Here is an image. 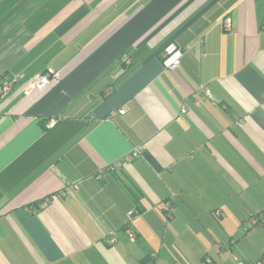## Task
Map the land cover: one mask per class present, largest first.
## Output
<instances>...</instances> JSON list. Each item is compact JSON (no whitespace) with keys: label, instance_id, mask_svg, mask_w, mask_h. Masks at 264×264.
Instances as JSON below:
<instances>
[{"label":"crops","instance_id":"crops-1","mask_svg":"<svg viewBox=\"0 0 264 264\" xmlns=\"http://www.w3.org/2000/svg\"><path fill=\"white\" fill-rule=\"evenodd\" d=\"M233 253L264 264V0H0V264Z\"/></svg>","mask_w":264,"mask_h":264},{"label":"built area","instance_id":"built-area-1","mask_svg":"<svg viewBox=\"0 0 264 264\" xmlns=\"http://www.w3.org/2000/svg\"><path fill=\"white\" fill-rule=\"evenodd\" d=\"M222 25L225 29L227 30H231L232 28V20L230 17H226L222 20ZM122 60L125 62H129V57L127 55H123ZM181 63L180 58H176L174 59L171 63H169L168 67L171 70H175ZM60 78V73L58 71H55L51 68H48L47 70H45L44 72L38 73L36 74L33 79L31 80V82L29 83L27 89H26V93H29L30 91H32L33 89H45L46 87H48L53 81L58 80ZM13 82L14 80H5L4 84H3V91L2 94L3 96H6L12 89L13 86ZM205 94L209 97H212V94L210 93V91L206 90ZM120 112H124V110H121ZM57 122V119L55 118H51L48 123H47V127L48 128H52L55 126ZM142 151V148H137L134 153L137 155ZM117 164H122V161H118ZM172 207V203L168 202L167 208L170 209ZM134 232H130V237L134 238ZM116 241L115 237H110L109 242L110 243H114Z\"/></svg>","mask_w":264,"mask_h":264},{"label":"rangeland","instance_id":"rangeland-1","mask_svg":"<svg viewBox=\"0 0 264 264\" xmlns=\"http://www.w3.org/2000/svg\"><path fill=\"white\" fill-rule=\"evenodd\" d=\"M166 205H168V203H166ZM167 207V206H166ZM168 209V208H167ZM171 209H172V207H171ZM168 210H170V209H168ZM172 211H168L167 212V215L168 216H171V213ZM213 215H215V217L218 219V221L220 220V218L222 217V216H224V213L220 210V209H216L215 210V212H213ZM131 238V237H130ZM132 239V238H131ZM132 240H134V239H132ZM230 251V250H229ZM151 252H153V251H151ZM155 252V251H154ZM231 252V251H230ZM232 253V252H231ZM150 254V253H149ZM151 256V258H155V255H154V257H153V255H148V257H150ZM148 257H146L147 259L146 260H148ZM232 257H233V259L236 261V262H234L233 260V264H240V260H238V256L236 255V253H233V255L231 256V259H232ZM146 262V261H145ZM147 264H150V263H147ZM151 264H156V262L154 263V262H151ZM245 264V263H244ZM247 264H250V263H248L247 262Z\"/></svg>","mask_w":264,"mask_h":264},{"label":"trees","instance_id":"trees-1","mask_svg":"<svg viewBox=\"0 0 264 264\" xmlns=\"http://www.w3.org/2000/svg\"><path fill=\"white\" fill-rule=\"evenodd\" d=\"M226 17H228V16H226ZM122 57H123V56H122ZM122 63H123V65L128 66V65L130 64V61L127 63V62H125V61L122 60ZM47 69H48V68H47ZM47 69H46V70H47ZM44 71H45V70H44ZM44 71H43V72H44ZM52 118H55V117H52ZM50 119H51V118H50ZM50 119H49V120H50ZM55 119H57V118H55ZM148 157L152 159V157H151L150 155H149ZM152 160H153V159H152Z\"/></svg>","mask_w":264,"mask_h":264}]
</instances>
